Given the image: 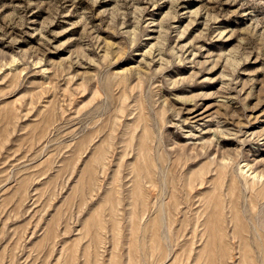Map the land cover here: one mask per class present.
<instances>
[{
	"label": "rangeland",
	"instance_id": "374dc122",
	"mask_svg": "<svg viewBox=\"0 0 264 264\" xmlns=\"http://www.w3.org/2000/svg\"><path fill=\"white\" fill-rule=\"evenodd\" d=\"M0 264H264V0H0Z\"/></svg>",
	"mask_w": 264,
	"mask_h": 264
}]
</instances>
